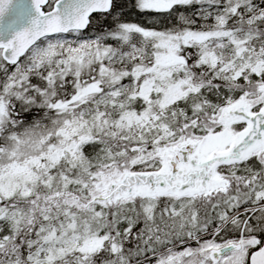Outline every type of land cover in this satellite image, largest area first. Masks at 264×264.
Instances as JSON below:
<instances>
[{
    "label": "snow or ice",
    "instance_id": "obj_1",
    "mask_svg": "<svg viewBox=\"0 0 264 264\" xmlns=\"http://www.w3.org/2000/svg\"><path fill=\"white\" fill-rule=\"evenodd\" d=\"M0 264H264V0H0Z\"/></svg>",
    "mask_w": 264,
    "mask_h": 264
},
{
    "label": "trees",
    "instance_id": "obj_2",
    "mask_svg": "<svg viewBox=\"0 0 264 264\" xmlns=\"http://www.w3.org/2000/svg\"><path fill=\"white\" fill-rule=\"evenodd\" d=\"M118 2L127 5V4H129L131 2V0H118ZM93 19L97 20V19H101V17L99 15H95V16H93Z\"/></svg>",
    "mask_w": 264,
    "mask_h": 264
},
{
    "label": "rangeland",
    "instance_id": "obj_3",
    "mask_svg": "<svg viewBox=\"0 0 264 264\" xmlns=\"http://www.w3.org/2000/svg\"><path fill=\"white\" fill-rule=\"evenodd\" d=\"M128 15L131 16L132 19H138V18L142 19L143 18V17L139 16V14L136 12H133V13L130 12V13H128Z\"/></svg>",
    "mask_w": 264,
    "mask_h": 264
}]
</instances>
